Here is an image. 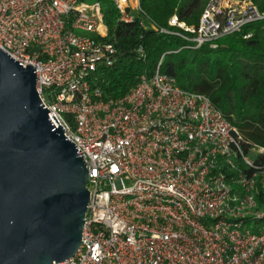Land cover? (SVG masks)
Returning <instances> with one entry per match:
<instances>
[{
  "label": "built area",
  "instance_id": "obj_1",
  "mask_svg": "<svg viewBox=\"0 0 264 264\" xmlns=\"http://www.w3.org/2000/svg\"><path fill=\"white\" fill-rule=\"evenodd\" d=\"M113 2L122 22L177 34L151 23L140 0ZM261 20L251 0H210L197 26L177 15L169 26L195 49L216 48ZM107 36L98 1L0 0V49L36 70L51 122L88 166L82 244L57 264H264V165L254 161L264 148L162 74V59L129 93L105 97L92 79L115 63Z\"/></svg>",
  "mask_w": 264,
  "mask_h": 264
},
{
  "label": "water",
  "instance_id": "obj_2",
  "mask_svg": "<svg viewBox=\"0 0 264 264\" xmlns=\"http://www.w3.org/2000/svg\"><path fill=\"white\" fill-rule=\"evenodd\" d=\"M48 112L36 70L0 49V264H57L82 244L88 166Z\"/></svg>",
  "mask_w": 264,
  "mask_h": 264
},
{
  "label": "trees",
  "instance_id": "obj_3",
  "mask_svg": "<svg viewBox=\"0 0 264 264\" xmlns=\"http://www.w3.org/2000/svg\"><path fill=\"white\" fill-rule=\"evenodd\" d=\"M210 0H140L147 19L158 28L186 37L191 34L171 28L169 20L177 15L187 26H197ZM108 29L106 43L114 45L117 56L112 67L102 66L92 85L105 97L119 98L129 93L142 75L151 76L162 59L160 72L177 81L185 91L210 99L250 144L264 148V20L247 25L241 33L225 37L212 48L198 49L177 34H161L141 25L128 24L113 0H98ZM264 14V0H251ZM253 36L245 39L244 35ZM142 47L145 56L137 49ZM247 150V147H245ZM264 165V154L254 157ZM258 201L264 208V188Z\"/></svg>",
  "mask_w": 264,
  "mask_h": 264
},
{
  "label": "rangeland",
  "instance_id": "obj_4",
  "mask_svg": "<svg viewBox=\"0 0 264 264\" xmlns=\"http://www.w3.org/2000/svg\"><path fill=\"white\" fill-rule=\"evenodd\" d=\"M96 1H98V0H84V2H86V3H88V4H92V3L96 2ZM259 225H260V226H264V221H261V222L259 223Z\"/></svg>",
  "mask_w": 264,
  "mask_h": 264
}]
</instances>
